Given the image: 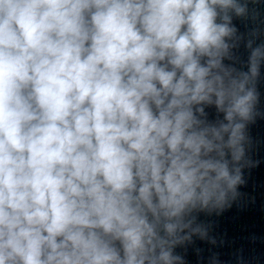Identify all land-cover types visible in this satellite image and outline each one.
Returning a JSON list of instances; mask_svg holds the SVG:
<instances>
[{
	"label": "clouds",
	"instance_id": "obj_1",
	"mask_svg": "<svg viewBox=\"0 0 264 264\" xmlns=\"http://www.w3.org/2000/svg\"><path fill=\"white\" fill-rule=\"evenodd\" d=\"M247 12L0 0V264H184L174 249L208 237L196 213L244 183L264 44L246 72L224 60Z\"/></svg>",
	"mask_w": 264,
	"mask_h": 264
},
{
	"label": "water",
	"instance_id": "obj_2",
	"mask_svg": "<svg viewBox=\"0 0 264 264\" xmlns=\"http://www.w3.org/2000/svg\"><path fill=\"white\" fill-rule=\"evenodd\" d=\"M246 3L248 12L245 16L232 14V26L237 29L233 41L235 47L231 49L232 59H225V65H230L237 71H248V58L251 49L247 47L252 41V47L264 44V0H239ZM219 22V21H218ZM256 88L259 93V100L256 106L257 115L253 122L246 128L249 143L264 145V62L260 66V74L256 81ZM205 116L200 117L209 123L223 119V114L218 113L215 106L205 105ZM199 116V114H197Z\"/></svg>",
	"mask_w": 264,
	"mask_h": 264
}]
</instances>
